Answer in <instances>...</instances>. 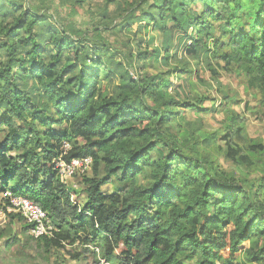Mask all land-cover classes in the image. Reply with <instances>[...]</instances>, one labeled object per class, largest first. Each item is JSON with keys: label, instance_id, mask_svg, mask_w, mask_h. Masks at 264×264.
<instances>
[{"label": "trees", "instance_id": "obj_1", "mask_svg": "<svg viewBox=\"0 0 264 264\" xmlns=\"http://www.w3.org/2000/svg\"><path fill=\"white\" fill-rule=\"evenodd\" d=\"M32 1L0 0V192L35 202L55 227L27 240L46 253L91 245L106 264H264V145L244 137L234 97L170 93L172 77L195 72L171 67L181 52L213 77L244 79L264 109V0H102L95 39L78 40ZM135 25L161 44L134 53L128 41L123 54L103 36ZM157 65L167 71L149 73ZM187 112H221L223 131H190ZM60 158L92 160L80 192L60 182ZM7 232V249L21 244Z\"/></svg>", "mask_w": 264, "mask_h": 264}, {"label": "rangeland", "instance_id": "obj_2", "mask_svg": "<svg viewBox=\"0 0 264 264\" xmlns=\"http://www.w3.org/2000/svg\"><path fill=\"white\" fill-rule=\"evenodd\" d=\"M62 2L65 4L63 5ZM31 7L35 10L41 9L43 12L46 9H50V15L52 18V24L57 28L70 27L74 29L76 34H73V38L76 40L82 39V34L86 33L89 39H95L94 28L99 23V16L103 9L102 0H33L30 2ZM28 6V5H27ZM114 10L115 6L110 7ZM113 12V11H112ZM121 19H117L112 24V27L120 29ZM138 25L132 27L133 32L120 35L104 33L103 36L112 43V47L117 48L123 54H128L130 48L126 46V43L130 41V45L133 47L134 53L140 50L144 52L146 47L151 49L155 46H159L162 42L160 33L153 32L151 29L143 32H136ZM103 30V28H101ZM79 33H82L79 35ZM172 37V55L176 54V50L179 49L180 37L173 33ZM152 38L155 41L152 42ZM181 50V49H180ZM179 50V52H180ZM178 53V52H177ZM180 56L171 60V67L175 68L177 64L179 66L189 67L193 70V74L180 73L182 77L178 80L175 77L171 78L174 82L175 88L170 89L172 96L183 99L186 97L188 100H193V96H210L215 99L216 106L220 105L224 95L234 97L235 102L232 103V108L240 113L244 119H246L244 137L248 142L262 143L264 145V109H262L256 100L252 99V93L244 90L245 80L238 78L234 74H227L225 71L220 70L219 77H213L209 68L205 64L197 66V61L188 60ZM120 58V56H119ZM133 73V71L130 69ZM167 71L157 65L155 68L150 69L149 73L155 74L159 72ZM178 74V73H177ZM180 89V90H178ZM179 93V94H178ZM211 101L206 100L204 107H211ZM185 123L190 131H197L198 128L202 129L199 133H213L215 131H223L224 114L214 113H195L187 112L185 115ZM222 144V142H220ZM245 145V144H244ZM155 155V154H154ZM156 156V155H155ZM264 159V158H262ZM222 167L226 171L234 172L239 177L247 176L246 173H238L236 166L231 162L224 161L223 157L220 159ZM244 171V170H243ZM91 171L86 173L88 175ZM245 172V171H244ZM260 177L259 173H251L248 175L249 180H256ZM245 178V177H242ZM69 187L74 190L81 191L82 177L77 176L70 182ZM105 189H110L109 186ZM108 194V193H107ZM81 203L85 202L86 195H82ZM72 200H76V195L72 196ZM7 204V201L3 198V193L0 192V209ZM81 204V205H82ZM25 223L15 218L8 219L4 226L0 229H5L7 234H13L19 237L21 244H14L10 249L5 247V242L13 237L12 235L2 238L0 241V264H106L101 257L100 250L94 246H84L82 244H76L74 246L66 245L65 248L51 249L48 253L43 250L42 246L35 241H28L30 236L28 232L24 230ZM12 241V239H10ZM78 256L75 257V256Z\"/></svg>", "mask_w": 264, "mask_h": 264}, {"label": "built area", "instance_id": "obj_3", "mask_svg": "<svg viewBox=\"0 0 264 264\" xmlns=\"http://www.w3.org/2000/svg\"><path fill=\"white\" fill-rule=\"evenodd\" d=\"M66 148L69 149V145H66ZM92 165L90 158L75 159L69 163L60 158L55 165V170L60 182L69 186L75 177L86 175ZM3 198L7 204L0 209V227L4 226L9 219V213H13L20 216L23 222L29 225V234L34 239L53 236L55 227L47 213L38 204L28 198L15 195L11 191L3 193Z\"/></svg>", "mask_w": 264, "mask_h": 264}]
</instances>
